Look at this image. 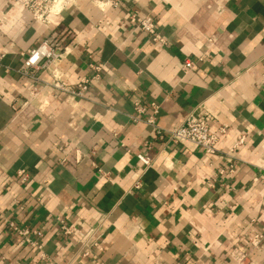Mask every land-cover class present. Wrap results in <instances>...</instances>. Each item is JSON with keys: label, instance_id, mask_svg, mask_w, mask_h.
Returning <instances> with one entry per match:
<instances>
[{"label": "crops", "instance_id": "0c3cea01", "mask_svg": "<svg viewBox=\"0 0 264 264\" xmlns=\"http://www.w3.org/2000/svg\"><path fill=\"white\" fill-rule=\"evenodd\" d=\"M108 1L67 0L44 25L0 0V264H264V0ZM46 39L59 67L17 73ZM83 78L82 98L54 87ZM193 113L228 126L216 155L161 138Z\"/></svg>", "mask_w": 264, "mask_h": 264}, {"label": "built area", "instance_id": "2783aa9c", "mask_svg": "<svg viewBox=\"0 0 264 264\" xmlns=\"http://www.w3.org/2000/svg\"><path fill=\"white\" fill-rule=\"evenodd\" d=\"M13 4L18 5L21 9L29 12L36 22L47 25L49 23V17L52 15H60L67 6V0H10ZM117 0H110L108 3H115ZM131 23L137 30L147 35L156 46H166L167 42L165 38L158 32L155 20L153 17L148 16L144 19H137L135 16L131 17ZM66 48L61 46L52 45L48 39L44 40L41 45L32 50L28 55L24 56L23 64L16 72L21 76L33 78L38 80L36 74L41 70L54 67L57 69L60 63L66 57ZM6 54L0 53V69L4 68V62L6 60ZM187 68H192V63L187 62ZM9 69V68H8ZM93 70L97 73L94 79L99 78L101 72L100 67H93ZM92 80L89 78L81 79L77 89H71L64 83L56 82L54 87L61 91L69 92L75 97L82 98L88 91ZM37 91V90H36ZM35 91V92H36ZM138 111H143L140 106H137ZM153 117L150 120L152 124L155 122L156 115L158 114V106L152 105ZM228 126L224 125L218 130H214L209 122L197 116L196 114L189 115L185 122L180 126L172 130L159 131L161 138H164L167 143L174 145L192 144L201 149L206 155H216L218 153L217 146L221 142L222 138L228 134ZM245 141L244 137L239 138L234 148L230 150V153H234L237 148ZM148 144L145 148H148ZM138 159L145 165L149 166V159L142 153L138 155ZM23 172H20V175ZM61 231L69 236L72 234V230L65 226L64 222L60 219ZM10 228L17 233L27 247L37 249L40 252L43 251V239L44 235L41 231H30L28 229H20L14 222H10ZM95 229L92 230V233ZM89 239V237H88ZM86 238V244L89 240ZM264 242V234L257 235L252 240V245L257 248L260 243ZM98 244V243H96ZM40 258H44L41 254ZM238 264H254L248 256H243L237 259Z\"/></svg>", "mask_w": 264, "mask_h": 264}]
</instances>
